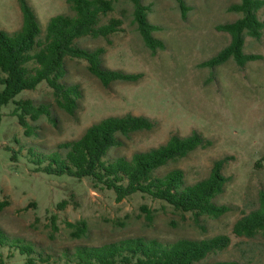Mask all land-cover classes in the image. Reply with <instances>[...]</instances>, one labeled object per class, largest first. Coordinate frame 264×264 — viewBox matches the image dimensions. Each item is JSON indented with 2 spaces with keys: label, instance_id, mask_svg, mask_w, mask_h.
<instances>
[{
  "label": "rangeland",
  "instance_id": "rangeland-1",
  "mask_svg": "<svg viewBox=\"0 0 264 264\" xmlns=\"http://www.w3.org/2000/svg\"><path fill=\"white\" fill-rule=\"evenodd\" d=\"M240 1L184 0V10L177 0H143L150 7L149 21L159 28L154 35L165 44L164 50L153 54L137 30L132 1L114 0L115 11L104 22L123 19L122 31L108 40L84 38L77 44L87 49L104 48V67L141 73L144 77L139 82H115L104 87L89 72L86 61L68 58L63 81L79 85L83 93L75 116L57 107L45 82L35 90L22 92L15 101L31 99L36 104H49L55 123L42 117L31 122L34 134L26 136L18 123L14 101L3 107L0 203L8 205L0 211V228L10 241L20 239L34 247V264H77L72 254L78 246L100 247L128 238L167 245L219 235L230 236L232 243L228 249L210 255L206 262L264 264V237L233 235L234 224L258 208L260 192H264V30L260 40L246 37L244 49L260 59L243 68L233 59L216 68L201 66L230 44V35L217 27L241 17L229 10ZM28 2L43 30L50 18L71 14L66 0ZM258 15L264 22V8ZM21 26L18 0H0V30L13 33ZM127 114L147 117L155 128L120 136L122 146L113 148L107 161L130 159L136 152L159 147L174 134L186 137L197 132L213 145L168 164L157 175L180 169L185 174V186H189L207 178L217 160L230 157L223 170L230 181L215 199L230 211L220 218L201 217L197 224L192 214L177 212L161 201L135 195L117 202L112 192L95 190L89 179L80 181L37 171L35 155L49 156L59 145L80 138L91 125ZM63 201L68 204L59 209ZM142 206L151 210L153 220L148 219L150 214ZM81 220L88 224L87 234L74 239L67 223ZM11 246L2 249L4 264H27L28 255L21 253V245Z\"/></svg>",
  "mask_w": 264,
  "mask_h": 264
},
{
  "label": "trees",
  "instance_id": "trees-1",
  "mask_svg": "<svg viewBox=\"0 0 264 264\" xmlns=\"http://www.w3.org/2000/svg\"><path fill=\"white\" fill-rule=\"evenodd\" d=\"M134 6V22L145 46L153 53L164 50L165 44L155 37L159 28L149 21L150 7L143 0H131ZM185 10L184 0H177ZM22 12V26L13 33L0 30V125L2 109L14 101L15 114L26 136H32L35 128L31 122L47 117L55 123L49 104H36L33 100L15 101L24 91L35 90L45 82L52 90L54 102L58 108L70 116H75L79 101L83 97L79 85L64 83L65 63L69 59L86 61L89 72L104 87L115 82L137 83L144 75L111 70L103 65L104 48L87 49L77 42L84 38L108 40L122 31L123 19H104L115 11L114 0H66L71 14H59L50 18L45 30L42 29L37 14L28 0H18ZM264 8V0H241L230 7L231 12L241 14L233 23L219 25L217 30L230 35L231 41L217 55L201 64L204 68H216L234 60L241 68L248 62L260 59V56L246 54V37L260 40L264 22L259 12ZM111 44V42L109 43ZM154 122L143 116L127 114L111 116L88 127L76 140L59 145L57 152L49 156L35 155L37 171L55 176H68L77 180L89 179L95 190H107L114 194L117 202L135 195L164 202L175 211L190 213L199 224L201 217L220 218L230 208L215 203L230 179L223 170L230 157L217 160L209 176L193 185L185 186V174L174 169L160 177L158 171L168 164L187 157L198 148H209L213 142L206 140L197 132L182 137L174 134L159 147L136 152L130 159L119 157L107 161L113 148L122 146L120 136L152 131ZM33 155V153L31 152ZM34 156V155H33ZM16 154L13 159H16ZM47 164L45 166L44 163ZM68 204L58 205L63 209ZM8 205L0 203V211ZM148 219L153 220L151 210ZM74 239L87 234L85 220L67 223ZM233 235L237 238L254 239L264 237V192H260L259 206L242 216L233 226ZM20 246L23 255H28L27 264H34V247L20 239L10 241L7 233L0 228V264H4L2 249ZM232 239L219 235L202 240L181 239L164 245L157 240L128 238L100 247L78 246L72 256L77 264H251L236 260L206 262L212 254L230 247Z\"/></svg>",
  "mask_w": 264,
  "mask_h": 264
}]
</instances>
